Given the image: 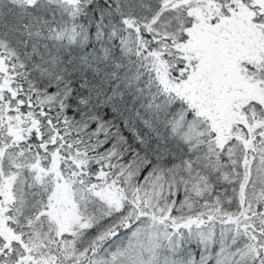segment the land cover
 I'll use <instances>...</instances> for the list:
<instances>
[{
  "label": "snow or ice",
  "instance_id": "snow-or-ice-1",
  "mask_svg": "<svg viewBox=\"0 0 264 264\" xmlns=\"http://www.w3.org/2000/svg\"><path fill=\"white\" fill-rule=\"evenodd\" d=\"M0 264H264V0H0Z\"/></svg>",
  "mask_w": 264,
  "mask_h": 264
}]
</instances>
